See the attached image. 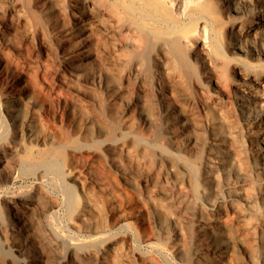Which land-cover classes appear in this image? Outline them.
I'll use <instances>...</instances> for the list:
<instances>
[{"label":"bare ground","instance_id":"6f19581e","mask_svg":"<svg viewBox=\"0 0 264 264\" xmlns=\"http://www.w3.org/2000/svg\"><path fill=\"white\" fill-rule=\"evenodd\" d=\"M6 155L61 264H264V0H0Z\"/></svg>","mask_w":264,"mask_h":264},{"label":"rangeland","instance_id":"374dc122","mask_svg":"<svg viewBox=\"0 0 264 264\" xmlns=\"http://www.w3.org/2000/svg\"><path fill=\"white\" fill-rule=\"evenodd\" d=\"M4 5H5V3L3 2V4H2L3 9L5 8ZM28 46L31 47L30 44H28ZM28 46H26L25 48H27ZM30 47H28V48L31 49ZM24 52L26 53L27 50L24 49L23 53ZM105 57L108 58L107 53L105 54ZM116 73L118 75L117 74L115 75V80L116 81L121 80V78H122L121 75H123V69L120 68V70H116ZM130 85H131V82H130ZM130 85L128 86L129 89L131 87ZM149 92H150L149 90H146L147 94H149ZM128 95H130V93H128ZM122 107H123L122 104H116L114 109L116 111H120L122 109ZM154 108H155V106H153V108H152V106L149 105L148 103L145 104V109L147 111L151 112L154 110ZM159 130L161 132L162 127L159 126ZM13 164L14 163H13L12 156L6 155L4 160H3V167L1 169V171L13 170L14 171L13 174H15V176L11 179L12 181L10 180L6 184H2V183L0 184V220L4 221L7 224H13L16 221L15 218L13 217V216H15V214L19 218H21L20 221H16L17 222L16 226L18 227L19 231L22 232V234L24 233L23 235L27 236V238L31 240L30 242L32 243V252L35 254V256H37V255L42 256L41 260L37 261L36 264H61L62 257L65 255V247L62 245L55 244L53 242L50 233H48L46 227L44 226L42 217L39 214L40 211L38 209L30 211L31 208L24 206V205H26V203L24 202L25 199L19 198L17 196L18 193H27V191L30 192L33 189L35 180L30 174L25 173V170H23L22 168H19L16 166H14L15 167L14 168ZM47 180H49V179H44L43 182L41 181L42 188L44 189L45 192H47L48 195L59 199V197H61L60 190L57 187H55L56 185L54 186V184L50 180L49 181H47ZM44 182H45V184H44ZM74 192H75L76 196H78V190L76 187L74 188ZM55 196H57V197H55ZM17 197H18V199H16ZM76 198L77 199L75 200V202L78 200V197H76ZM43 203L44 202L42 201V204ZM45 205H46V203L43 204V206H45ZM61 208L62 207H60L58 210L56 209L57 211H54L56 213H53V212H52L53 214L50 213L49 214V217H50L49 220L50 221L53 220V221H51V223L53 222L52 224L54 225V227L57 230H59L61 233H63L64 235H66L67 233H70V235H72L73 232H71L69 230V228L66 227L67 226L66 212H65L64 208H62V209ZM14 211H16V213H14ZM23 213H24V216L22 215ZM35 214H37V215H35ZM4 219H6V220H4ZM29 219H30V221H33V220H35V221L37 220V221L36 222L33 221L35 223H33V222L31 223L29 221ZM33 224H34V226H33ZM64 229H65V231H64ZM9 230H10V228L6 231L7 236H10L12 234L11 230L10 231ZM116 231L120 232L122 230L117 229ZM116 231H114V234H117ZM9 232H11L10 235H9ZM122 233H123V231H122ZM74 234L75 233H73V236H77V234L76 235H74ZM120 234H121V232H120ZM2 236L3 235L0 231V261H2V264H17L15 255H14L13 251L11 250L9 243L4 242L3 241L4 239L2 238ZM67 236H69V234H67ZM2 241L4 242V244ZM6 244H7V246H6ZM142 249L145 250L144 248H142ZM111 257H112V260L110 259ZM111 257L109 255L107 258H108V260H111V262H113V264L119 263L118 258L115 259L116 257L115 258H114V256H111ZM43 259H44V261H43ZM113 260H115V261H113ZM77 261L72 262V263L73 264H76V263L77 264H97L95 261H93V260L91 261L88 259L79 258V259H77ZM83 262H85V263H83Z\"/></svg>","mask_w":264,"mask_h":264}]
</instances>
